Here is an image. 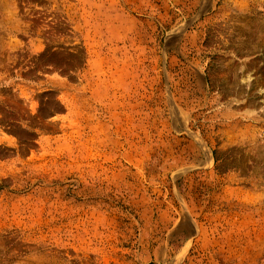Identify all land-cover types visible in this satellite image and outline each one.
Instances as JSON below:
<instances>
[{
  "label": "rangeland",
  "instance_id": "rangeland-1",
  "mask_svg": "<svg viewBox=\"0 0 264 264\" xmlns=\"http://www.w3.org/2000/svg\"><path fill=\"white\" fill-rule=\"evenodd\" d=\"M0 264H264V0H0Z\"/></svg>",
  "mask_w": 264,
  "mask_h": 264
}]
</instances>
